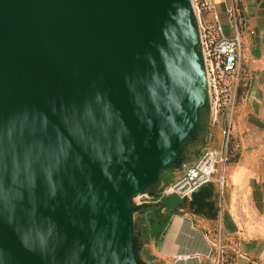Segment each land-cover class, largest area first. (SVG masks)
Returning <instances> with one entry per match:
<instances>
[{
	"label": "water",
	"instance_id": "95a60500",
	"mask_svg": "<svg viewBox=\"0 0 264 264\" xmlns=\"http://www.w3.org/2000/svg\"><path fill=\"white\" fill-rule=\"evenodd\" d=\"M192 0H0V264H150L135 213L209 108Z\"/></svg>",
	"mask_w": 264,
	"mask_h": 264
},
{
	"label": "crops",
	"instance_id": "0c3cea01",
	"mask_svg": "<svg viewBox=\"0 0 264 264\" xmlns=\"http://www.w3.org/2000/svg\"><path fill=\"white\" fill-rule=\"evenodd\" d=\"M203 1V0H201ZM202 18L218 17L222 33L241 40V72L235 103L212 122L211 143L220 150L222 128L230 130L225 183L202 186L184 199L164 232L153 237L150 264H264V0H204ZM198 152L170 170L171 180ZM168 182V183H169ZM147 246H150L149 244Z\"/></svg>",
	"mask_w": 264,
	"mask_h": 264
},
{
	"label": "built area",
	"instance_id": "2783aa9c",
	"mask_svg": "<svg viewBox=\"0 0 264 264\" xmlns=\"http://www.w3.org/2000/svg\"><path fill=\"white\" fill-rule=\"evenodd\" d=\"M192 4L200 35L198 49L202 53L206 70L211 121L217 122L222 113L235 103L241 72V40L239 35L233 39L226 37L218 17L211 23L203 20L202 8L210 7L208 1L192 0ZM222 135L223 146L219 151L204 148L191 164L182 166L180 174L164 186L162 194L191 198L202 186L212 181L223 188L230 143L227 125L222 128ZM143 195L140 194V198ZM136 203H142V200Z\"/></svg>",
	"mask_w": 264,
	"mask_h": 264
},
{
	"label": "trees",
	"instance_id": "16d2710c",
	"mask_svg": "<svg viewBox=\"0 0 264 264\" xmlns=\"http://www.w3.org/2000/svg\"><path fill=\"white\" fill-rule=\"evenodd\" d=\"M210 109L201 108L199 111V117L195 129L192 133L183 141L182 147L184 149L182 157L187 154H192L196 151V145L205 146L208 143V137L210 132ZM187 142L193 144L191 148H187ZM200 153V151H199ZM198 153V154H199ZM176 164H169L160 171V181H163L166 185L170 178L171 168H176ZM151 191V190H150ZM153 193V191H151ZM184 199H181L177 195H161L157 193L154 200L147 202L144 207L137 211L141 221L146 224L143 231L147 237L152 236L158 238L163 232L164 228L169 220V217L162 210L164 208L169 209L172 213H175L182 206ZM138 224V223H137ZM151 259V257H149ZM156 264V263H151Z\"/></svg>",
	"mask_w": 264,
	"mask_h": 264
},
{
	"label": "rangeland",
	"instance_id": "374dc122",
	"mask_svg": "<svg viewBox=\"0 0 264 264\" xmlns=\"http://www.w3.org/2000/svg\"><path fill=\"white\" fill-rule=\"evenodd\" d=\"M197 21L195 20V23H196ZM197 24V23H196ZM209 119H210V129L213 127L212 126V122H211V115H210V117H209ZM210 136H211V134H209V137H208V142L209 143H211L212 142V139L210 140ZM193 144H191V142H187V145H186V147L187 148H191V146H192ZM203 148V146H201V145H199V144H197L196 145V151L198 152V151H200L201 149ZM186 157V156H185ZM174 168H171L170 170H173ZM169 170V171H170ZM164 186H165V184H164V182L163 181H160L156 186H155V188L153 189V190H151V191H153V193L149 190L148 192H146L144 195L143 194H141V195H143L142 196V198H140V194L139 195H137V196H135L134 197V199H133V201L135 202H137V201H141L142 200V202H150V201H152V200H154V198H155V196L157 195V193H160L161 195H163L162 194V192L161 191H163V188H164ZM174 195V194H173ZM167 196H170V195H167ZM135 202V203H136ZM141 217H139L138 216V214H137V212L135 213V221H136V225L138 226V233H137V236H138V238H139V244H140V248H139V254H140V256H141V258L144 260V261H146L147 263H150V252H152V249H153V247H152V244H153V237L152 236H149V237H147L146 235H145V233H144V231H143V228L146 226V224H144L141 220ZM138 223V224H137ZM141 232V233H140ZM150 245V246H147V245Z\"/></svg>",
	"mask_w": 264,
	"mask_h": 264
},
{
	"label": "flooded vegetation",
	"instance_id": "af4514ba",
	"mask_svg": "<svg viewBox=\"0 0 264 264\" xmlns=\"http://www.w3.org/2000/svg\"><path fill=\"white\" fill-rule=\"evenodd\" d=\"M142 203H143V202H142ZM138 229H139V228H138V226H137V229H136V230H137V233H138ZM140 233H141V232H140Z\"/></svg>",
	"mask_w": 264,
	"mask_h": 264
}]
</instances>
